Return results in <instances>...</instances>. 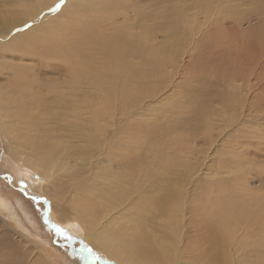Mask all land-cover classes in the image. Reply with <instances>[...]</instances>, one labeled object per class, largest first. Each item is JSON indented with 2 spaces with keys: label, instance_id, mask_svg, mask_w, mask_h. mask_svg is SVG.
I'll use <instances>...</instances> for the list:
<instances>
[{
  "label": "bare ground",
  "instance_id": "obj_1",
  "mask_svg": "<svg viewBox=\"0 0 264 264\" xmlns=\"http://www.w3.org/2000/svg\"><path fill=\"white\" fill-rule=\"evenodd\" d=\"M11 1V8L22 7V14L13 11L11 20L4 15L7 8L0 14V108L8 117L0 126L4 136L16 142L8 144L7 154L13 162L43 172L46 179L41 183H47L48 193L55 192V184L60 185L65 177L61 187L69 190V196L58 203L55 195L48 205L55 220L70 230L77 229L91 248H98L117 264H194L205 252L214 256V246L225 256L221 257L223 264H264L260 261L264 257V198L248 205L238 192L225 193L223 179L217 181L214 191L207 188L206 196L200 193L197 197V190L191 195L185 188L192 179L193 184L197 164L188 163L181 154L169 155L176 150L175 140L166 148L151 141L149 133L137 137L136 123L125 105L148 90L149 79L166 74L168 60L157 46L166 48L171 41L175 42L170 49L173 59L200 53L197 45L204 39L203 46L220 49L218 54L223 51L225 59H242L244 53L258 62L264 60L263 43L257 50L250 49L263 42L264 7L260 5L264 1H257L260 5L253 13L247 11L250 17L263 16L258 18L259 28L252 32L258 41L250 44L247 33L239 35L248 31L242 27L250 21L235 19L231 10L234 1L242 0H216L215 5H208L210 9L205 7V22L194 14L199 4L196 0L190 8L184 5L182 12L176 10L181 2L175 0H153L150 10L145 9L147 0L136 4L138 7L131 0H68L58 10L54 7L59 0ZM129 10L138 12L134 24L126 12ZM33 21L36 25L25 30ZM227 26L241 31H228ZM8 37L10 43H6ZM9 52L40 61L18 63ZM149 63L160 70H150ZM31 106L37 117L26 119V108ZM65 124L77 128L81 135L83 142L75 145L79 158L64 147L65 134L71 131L70 127L63 130ZM91 128L99 136L89 131ZM108 143L116 145L115 150H109ZM138 147L151 156H140ZM176 166L181 174L172 173ZM30 171L23 170L20 176L34 177L35 172ZM145 214H152L160 224L150 225L153 220L144 218ZM153 227L165 232L155 229L160 235H154ZM23 241L13 239L7 231L0 232V264H39L22 248Z\"/></svg>",
  "mask_w": 264,
  "mask_h": 264
},
{
  "label": "rangeland",
  "instance_id": "obj_2",
  "mask_svg": "<svg viewBox=\"0 0 264 264\" xmlns=\"http://www.w3.org/2000/svg\"><path fill=\"white\" fill-rule=\"evenodd\" d=\"M67 1L68 0H59L54 9H60ZM131 1L136 5L144 3L146 0ZM167 1H169V3L173 2L172 0ZM175 1L181 2V5H178L176 10L182 12V10H184V5L190 8L195 0ZM196 1H199V4L194 14H197L198 18L201 19L202 22H205V20H203V13L206 9H210L208 5H215L214 2L216 0ZM247 1L250 3L248 2L246 5L245 3H247ZM257 1L258 0H242L243 4L242 2L234 1L235 4L237 3L236 7L234 6L235 4H231V8H233L231 9L232 15L235 19L241 17L246 18L244 19L246 21H250L249 24L245 22L242 27L248 31L239 34L240 36L247 35V37H251L249 44L258 41L255 37V33L252 32H255V28H259L261 24L258 18L263 19V16H256L255 14H252L255 15V17L252 15L250 17L251 13L249 12L252 10L253 13L254 9L259 7L260 4H263L262 2L264 0H259L258 2H261L258 6ZM10 3H12L11 0H0V14L1 11L5 13L8 9V13L4 15L11 20V18L14 17L11 15L12 12L14 11L16 14L20 13L22 7L14 6L11 8L9 5ZM200 3L206 4L201 8ZM1 4H3L4 7H2L3 5ZM145 4L147 6L145 9L150 10L154 2L153 0H147ZM206 6L208 7L205 9ZM136 7L138 6L136 5ZM261 7H264V5H260V8ZM141 9L143 10V8ZM247 11L249 12L247 13ZM126 12L131 24H134L136 18V14L134 13L138 12L133 10ZM36 21L26 24V28L24 27L25 30L34 26V23L36 25ZM119 22H122V19H120ZM149 25L151 24L149 23ZM251 27L254 28V31ZM229 28L232 29L231 32L234 33H239L241 31H236L235 27L231 28L229 26L225 29L229 31ZM19 30L20 29H18V31ZM11 36H13V34H11ZM10 39L11 37H8L6 43H10ZM261 39H263V42L259 41V43H256V46L250 49L257 50L261 47L259 46L260 43H263L261 54L263 53L262 55H264V30ZM203 40H201V42ZM201 42H199L201 46H199V43L197 45V47H201V50L198 51L200 53L197 54V51H195L191 53L194 55L192 56L193 58L191 57L188 59H183V57L173 59L170 57L172 54L170 49L174 48V41H171V45L169 44L166 48L157 46L159 47V52L165 53L164 57H167L168 60V66L165 71L166 74L161 78L155 76L156 78L153 77V79L146 80L147 83L145 88L148 90L143 89L144 91L141 92V94H137L133 99H128L129 102L125 100L127 101L125 104L127 105L126 109L132 115V123L140 125L139 129L135 124V134L137 137H139L138 134L140 133L141 135L143 134V136L149 133L150 136H152L151 141L159 145H166V148L169 147L171 141L174 142L175 140L176 150L169 155L173 157L174 155L181 154L183 158L185 157L186 160L188 159V163L193 165L197 164V169L194 171L195 173L193 175V178L195 177L194 182L192 184V179L191 182L187 184L188 186L185 188L187 192L189 190L190 194L193 195L195 190H197V197H200V193H202L201 196H206L209 193L206 189L210 188L209 191H214L213 187L217 186V181L223 179L222 183L225 185L221 184L226 189L225 193L228 192L227 194H231L232 191H236L243 196L244 201L248 205H253V203L261 200L260 198H264V60L260 59L258 62L254 60L255 57L243 53L242 59L239 58L238 60L232 61V59H235L234 57H226L225 59L223 51H221V57V55L218 54L220 49L217 50V48L211 44L203 46ZM9 54L13 59H16L18 63L22 64L24 63L23 60L34 62L30 64H36L40 61L35 57V60H32L31 55L23 56L20 52H9ZM244 57L246 60H243L245 59ZM240 59L242 60V64H239ZM149 65L152 71L157 69L160 70V67L155 66L153 63H149ZM232 86L235 87L236 90ZM231 88H233V90ZM122 105L121 107H123ZM38 106L39 105L36 104L34 108L38 110ZM32 108L33 106L26 108V119L37 117L38 112ZM0 117V123L8 122L7 114L3 112L1 108ZM108 124L110 125L111 123L109 122ZM65 125H67V128L63 130H68L70 127L71 131L65 134L68 138L64 140L69 142V144L64 141V147L67 149L70 148V153L76 158H79L80 155L76 154L78 150L75 145H80L79 141L83 142L78 137L80 133L76 130L77 128L71 127L68 124ZM139 130L143 131V133ZM76 131L78 133H75ZM84 131L88 133L87 129ZM89 131H92L95 136L97 135L94 129L91 128ZM4 133L0 126V220L2 221L0 222V232L7 231V234L11 235L15 240L17 238L18 240L24 239V245L23 243L21 244V246H23L22 248L25 249L33 259L39 260V264H48L49 262V264H117L118 262L114 259L109 256L107 258L105 254V256L102 255L98 248H91L92 246L89 242L87 244L88 240L82 238V234V237H79L81 232L77 229L70 230V228L60 225L59 222L55 220L52 216L53 209L52 207L49 208L48 205L52 201H55V195L58 196V203L64 201L65 198L69 196V190L61 187L62 183L66 180L65 177H63L60 185L59 183L55 184V192L48 193L46 190L47 183L45 185L41 183V181L46 179L43 172L35 169L32 171L30 168L28 169L25 166H21L13 162L11 156L7 154L8 144L14 146L16 142H14L10 136H4ZM63 137L61 133L60 138ZM98 140L103 141L105 138H101V140L98 138ZM86 141L88 140H85V142ZM109 143L116 144L117 141ZM109 143L107 148H109V150H115L117 144L113 146L114 144L110 145ZM71 146L73 148H71ZM137 152L143 157L146 155L148 157L151 156L150 153L145 152L143 149H139V147ZM150 167H154L153 163L150 164ZM26 169L27 171L31 170V173L35 172L33 174L34 177L31 175L25 178L21 177L22 171ZM179 169V166H176V168L173 167L171 171L173 174H181V169ZM41 173L43 175H41ZM37 178L40 180H37ZM95 179L101 178L95 177ZM113 190L117 192L116 190L118 189L115 187ZM201 190L203 192H201ZM232 203H234V201H232ZM143 217H148L153 220L149 222L150 225L160 224V222L156 223L152 214H145ZM57 229L60 231L58 232ZM155 229L154 227L153 230L151 229L154 235H160V233L163 234L165 232L163 228H157L159 230L156 229L160 233ZM19 235H22L23 238ZM83 248H86L92 257L86 255L85 249ZM214 249H216L214 250L215 257L212 253L205 252L206 254L201 256V261L194 264H223L222 260L225 256L220 254L217 246H214ZM41 253H43V255H41ZM219 254L221 256H216ZM221 257H223L222 260ZM252 259L253 258L250 259L251 263L254 262ZM260 261H264V257Z\"/></svg>",
  "mask_w": 264,
  "mask_h": 264
},
{
  "label": "water",
  "instance_id": "obj_3",
  "mask_svg": "<svg viewBox=\"0 0 264 264\" xmlns=\"http://www.w3.org/2000/svg\"><path fill=\"white\" fill-rule=\"evenodd\" d=\"M83 249H85V253H86V255H88L89 257H92V256L88 253V250H87L86 248H83ZM109 264H111V263H109Z\"/></svg>",
  "mask_w": 264,
  "mask_h": 264
},
{
  "label": "snow or ice",
  "instance_id": "obj_4",
  "mask_svg": "<svg viewBox=\"0 0 264 264\" xmlns=\"http://www.w3.org/2000/svg\"><path fill=\"white\" fill-rule=\"evenodd\" d=\"M57 231L59 232L60 230H59V229H57Z\"/></svg>",
  "mask_w": 264,
  "mask_h": 264
}]
</instances>
